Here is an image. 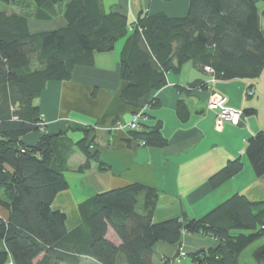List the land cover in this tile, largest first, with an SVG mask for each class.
<instances>
[{
	"label": "trees",
	"instance_id": "trees-1",
	"mask_svg": "<svg viewBox=\"0 0 264 264\" xmlns=\"http://www.w3.org/2000/svg\"><path fill=\"white\" fill-rule=\"evenodd\" d=\"M169 1V0H162ZM264 0H189L183 17L140 12L129 22L119 12L102 14L98 0H0V206L8 212L0 220V264H153L157 244L175 248L176 261L185 234L212 238L215 246L185 253L190 264H240V257L264 236V201H250L235 194L199 219L182 216L153 222L156 190L139 183L97 193L80 203L81 223L66 229V216L54 210L56 195L68 188L65 172L74 150L84 156L77 172L100 160L94 128L78 132L73 141L68 131L50 133L42 126L35 101L50 82H66L77 66L92 67L95 53L113 50L119 40L120 79L126 86L120 100L140 112L136 129H125L143 146L162 148L166 140L161 122L143 124L146 109H155L154 93L163 88L166 75L178 74L191 62L205 73L212 70L220 81L252 83L264 70ZM57 17L64 25L31 32L29 21L49 22ZM207 90L206 82H193L187 90ZM247 98H251L248 96ZM181 122L189 116L179 101ZM255 114L244 109L240 117ZM40 134L33 145L25 135ZM245 155L254 176H264V132L249 137ZM242 169L234 160L212 175L209 184L219 187ZM111 230L119 240L107 238ZM184 251V250H183ZM85 261V260H84Z\"/></svg>",
	"mask_w": 264,
	"mask_h": 264
},
{
	"label": "crops",
	"instance_id": "crops-1",
	"mask_svg": "<svg viewBox=\"0 0 264 264\" xmlns=\"http://www.w3.org/2000/svg\"><path fill=\"white\" fill-rule=\"evenodd\" d=\"M102 14L119 12L129 22L143 12L153 15L164 13L169 17L185 16L189 0H98ZM64 20L29 21L31 32L48 31L63 26ZM124 40L110 52L95 53L92 67L77 66L72 78L66 82H50L35 101L41 119L50 133L68 131L73 141L81 138L79 130L94 128L100 160L107 170L100 171L95 164L84 173L77 168L84 156L73 152L67 162L65 178L68 188L58 193L52 208L65 214L66 229L81 223L80 203L94 194L139 183L157 192L153 222L188 216L199 219L235 194L253 201H264V176L256 178L245 155L247 140L259 131L264 132V70L253 81L255 93L246 97L250 84L247 80H216L207 90H187L193 82H207L208 76L191 62L184 64L178 74L166 75V85L153 94L158 100L155 109H146L143 124L151 127L161 122V134L166 140L162 148L141 145L130 139L127 131L114 129L117 123H130L133 110L120 100L126 84L120 79L119 54ZM213 91L222 96V106L237 112L254 109L255 114L240 117L237 124L225 121L220 131L215 129L217 110L207 107ZM179 101L187 105L189 116L181 122L176 114ZM40 134L25 135L26 145L37 142ZM78 137V138H77ZM239 160L242 169L234 177L212 188L209 179L227 163ZM2 195L0 193V200ZM8 212L0 206V220ZM107 238L119 245L118 238L108 230ZM215 246L207 236L185 234L182 248L185 253L206 250ZM175 248L157 244L153 251V264L171 259ZM85 260V261H84ZM82 264H95L84 259ZM171 264H190V261H172Z\"/></svg>",
	"mask_w": 264,
	"mask_h": 264
},
{
	"label": "built area",
	"instance_id": "built-area-1",
	"mask_svg": "<svg viewBox=\"0 0 264 264\" xmlns=\"http://www.w3.org/2000/svg\"><path fill=\"white\" fill-rule=\"evenodd\" d=\"M204 70L208 74V80L206 83L207 84L213 83L215 79L213 78L212 70L207 67ZM254 93H255L254 88L249 89L247 91L248 96H252L254 95ZM207 107L209 109L217 110V115L215 119V129L218 131L222 129V126L225 121H229L231 124H237L240 120L241 112L233 111L223 107L222 96L213 91H210L209 97L207 99ZM140 114H141L140 112L136 113V115L133 117L130 123L127 124L117 123L116 129H121V130L136 129V122L139 119ZM184 259H186V254L183 250H181L178 258L176 259V262H182Z\"/></svg>",
	"mask_w": 264,
	"mask_h": 264
},
{
	"label": "rangeland",
	"instance_id": "rangeland-1",
	"mask_svg": "<svg viewBox=\"0 0 264 264\" xmlns=\"http://www.w3.org/2000/svg\"><path fill=\"white\" fill-rule=\"evenodd\" d=\"M7 9L6 8V5L0 3V10H5ZM258 9L261 11V10H264V2L263 3H260L258 4ZM56 19V18H55ZM54 21V20H53ZM262 28L264 29V21H262ZM123 40H119L117 43H116V47H118V45H120L122 43ZM46 88V86L44 87V89ZM43 89V91H44ZM42 91V93H43ZM248 91V89H247ZM247 91H246V97H248L247 95ZM41 93V94H42ZM40 94V96H41ZM254 95L250 96V97H253ZM209 97V96H208ZM40 98V97H39ZM38 98V99H39ZM42 126H44V123L42 121ZM45 127V126H44ZM114 129H116V126H114ZM78 138V137H77ZM262 178V177H261ZM250 200V199H249ZM250 201H253V200H250ZM255 202H259V201H255ZM264 246V236L262 237V239H260L259 241H257L256 243H254L252 246H250L246 251H244L240 257V264H259V262L256 261V259L254 258V254L255 252H257V249H259L260 247ZM185 260H188V259H184L183 261ZM182 261V262H183ZM189 261V260H188Z\"/></svg>",
	"mask_w": 264,
	"mask_h": 264
},
{
	"label": "water",
	"instance_id": "water-1",
	"mask_svg": "<svg viewBox=\"0 0 264 264\" xmlns=\"http://www.w3.org/2000/svg\"><path fill=\"white\" fill-rule=\"evenodd\" d=\"M254 258L259 264H264V246L257 249V252L254 254Z\"/></svg>",
	"mask_w": 264,
	"mask_h": 264
}]
</instances>
